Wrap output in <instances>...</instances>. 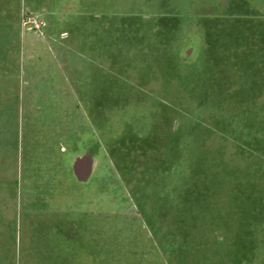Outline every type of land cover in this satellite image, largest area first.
I'll return each instance as SVG.
<instances>
[{
	"label": "rangeland",
	"instance_id": "obj_1",
	"mask_svg": "<svg viewBox=\"0 0 264 264\" xmlns=\"http://www.w3.org/2000/svg\"><path fill=\"white\" fill-rule=\"evenodd\" d=\"M76 4V18L99 12L107 18H176L195 34L185 39L195 47L189 61L195 68L202 58L204 66L205 47L208 65L234 62L230 53L216 54L222 43L216 31L224 26V32L240 34L233 43L241 67L250 64L252 74L263 76L253 81L264 84V0ZM21 18L26 28L41 25L36 13L24 10ZM199 18L206 45L197 33ZM119 55L113 47L111 61L84 56L95 62L83 65L97 81L111 85V103L89 105L110 114L103 138L80 104L73 136L66 129L48 135L47 150L46 134L33 135L34 143L25 146L31 151L16 143L14 164L0 119V254L15 244L17 264L30 258L49 260L42 264H264V102H177L158 68L152 80L159 86L147 85L124 70ZM186 77L181 72L179 78ZM196 85L181 94H200ZM232 88L227 99L237 98ZM218 90L203 86V99L218 98ZM34 126L39 131V122Z\"/></svg>",
	"mask_w": 264,
	"mask_h": 264
},
{
	"label": "crops",
	"instance_id": "obj_2",
	"mask_svg": "<svg viewBox=\"0 0 264 264\" xmlns=\"http://www.w3.org/2000/svg\"><path fill=\"white\" fill-rule=\"evenodd\" d=\"M76 5V0H0V119L6 123L1 134L7 136L8 152L12 153L14 164L16 143L21 142L24 145L22 149L31 151L34 147L25 146L26 143H34L33 135L46 134L44 150H47L48 135L62 134L66 129L73 136L80 125V104L88 110L93 132L98 131L103 138L110 114L101 107L97 111L93 107L90 110L89 105L111 103L114 100L111 85L98 82L94 73L83 64H95L84 57L86 54L102 55L111 61L113 47H119V59L124 70L146 81L147 85H158V81L152 80L153 72L158 68L165 82L162 86L171 87L177 102H264V98L256 97L264 92L258 89L264 84L253 81L260 75L252 74L250 64L248 68L241 67L240 50L233 43L236 37L240 40L239 33L224 32V26L216 31L218 35L215 38L222 42L216 54L230 53L233 63L208 65L210 51L205 47L204 66L202 58L195 68L189 62L195 47H190L191 43L185 40L194 33L184 30L183 22L180 25L176 18H107L106 15L102 17L101 12L92 18H76ZM24 10L39 15L41 25L38 30L22 25ZM4 17L8 19H2ZM129 20H133L131 22L136 26H130ZM198 24L197 33L206 45L203 18H199ZM206 27L205 30L208 29ZM230 35H233L232 40ZM133 55L135 59L129 58ZM161 63L163 65L159 68ZM203 69L207 75H203ZM181 72L187 77L179 78ZM195 82L199 83L196 86H199L200 94L185 93L186 90L181 94L180 90L188 85L192 87ZM240 85L244 90H240ZM203 86L218 87V98L203 99ZM229 86L233 87L231 95L237 98H226L230 96L227 94ZM18 103L24 106L22 115ZM20 117L23 123H20ZM97 118L101 121L98 122L99 127ZM38 122L39 131L37 126L32 127ZM6 126L12 127L7 129ZM38 147L42 150L41 144ZM13 177L15 181V175ZM10 227L8 230L14 236V227ZM17 259L15 244L0 254V264H17ZM47 260L30 258L26 263L24 259L20 262L42 264Z\"/></svg>",
	"mask_w": 264,
	"mask_h": 264
},
{
	"label": "trees",
	"instance_id": "obj_3",
	"mask_svg": "<svg viewBox=\"0 0 264 264\" xmlns=\"http://www.w3.org/2000/svg\"><path fill=\"white\" fill-rule=\"evenodd\" d=\"M222 257H224L223 255H222ZM248 259V258H247Z\"/></svg>",
	"mask_w": 264,
	"mask_h": 264
}]
</instances>
